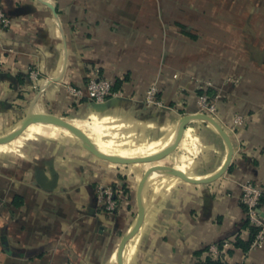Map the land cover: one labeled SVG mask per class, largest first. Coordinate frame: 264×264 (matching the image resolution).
Masks as SVG:
<instances>
[{
	"label": "crops",
	"instance_id": "crops-1",
	"mask_svg": "<svg viewBox=\"0 0 264 264\" xmlns=\"http://www.w3.org/2000/svg\"><path fill=\"white\" fill-rule=\"evenodd\" d=\"M0 9L11 19L0 27V137L28 113H51L101 152L152 155L170 145L182 116L198 113L199 81L221 94L214 118L232 142L228 168L200 183L152 173L123 264H264V246L233 244L250 237L242 183L261 188L264 211V0H0ZM31 66L41 92L27 77ZM94 73L123 95L96 107L85 93ZM152 83L162 106L143 101ZM236 114L244 122L234 128ZM227 155L222 135L199 117L163 157L126 164L95 155L57 123L32 121L0 144V264H118L141 178L158 167L210 177ZM97 183L120 187L115 213L98 208Z\"/></svg>",
	"mask_w": 264,
	"mask_h": 264
},
{
	"label": "built area",
	"instance_id": "built-area-1",
	"mask_svg": "<svg viewBox=\"0 0 264 264\" xmlns=\"http://www.w3.org/2000/svg\"><path fill=\"white\" fill-rule=\"evenodd\" d=\"M11 24L10 17L0 9V27L8 29ZM40 70L31 66L27 69V77L33 89H39L40 92L44 90L45 85L38 83ZM230 81H235L229 78ZM212 87V82L209 80L199 81L197 83V106L198 113H205L211 117H215L218 113V102L221 97L220 92H209ZM69 91L76 96H83L84 92L80 88L68 86ZM160 89L156 83L150 84L144 91L143 101L147 106H162L164 105L163 99L160 97ZM86 95L94 103H105L113 97L123 95L119 89H115L113 81L103 75L94 73L89 76L86 82ZM244 122V117L236 114L233 119V126L237 128ZM95 194L97 199L98 208L104 213H115L121 203L122 195L121 189L118 185L112 183H97L95 185ZM262 195L261 188L252 181H245L242 183V190L240 195V202L245 207L246 218L249 223L257 227V232L249 245L250 249H257L264 246V211L261 207L260 198ZM228 243L224 244L227 247ZM210 251L215 255L219 252L216 245L210 246Z\"/></svg>",
	"mask_w": 264,
	"mask_h": 264
},
{
	"label": "water",
	"instance_id": "water-1",
	"mask_svg": "<svg viewBox=\"0 0 264 264\" xmlns=\"http://www.w3.org/2000/svg\"><path fill=\"white\" fill-rule=\"evenodd\" d=\"M96 107L101 108L105 105V103H94ZM194 117H199V118H204L207 121L211 122L214 127L219 131V133L222 135V137L224 138V140L226 141L227 145H228V155L227 158L225 160V162L223 163V165L220 167V169L214 173L213 175H211L210 177H205V178H194V177H190L188 174L174 168V167H158L155 168L154 170L146 173L140 180L139 183V187H138V191H137V197H138V218L137 221L135 223V225H133V227H131L122 237L119 247H118V251H117V257H118V264H123L122 262V252H123V248L124 245L127 241V239L130 237V235L140 226V224L143 221L144 218V206L142 203V190H143V185L146 181V179L152 174V173H156L159 171H171L172 173L183 177L191 182L194 183H200V182H209L212 180L217 179L218 177H220L228 168L231 159H232V155H233V146H232V142L228 136V134L226 133V131L222 128V126L220 125V123L213 117L205 114V113H197V114H193V115H189L186 114L184 116H182L178 129H177V133H176V137L174 139V141L168 146L166 147L164 150L152 154V155H145V156H136V157H120V156H115V155H109L106 153L101 152L100 150H98L96 147H94L93 145H91L90 143H88L85 138L83 133L78 129V127H76L75 125H73L72 123L64 120L63 118L51 114V113H28L27 116H25L20 123L15 127V129L13 131H11L9 134L0 137V144L1 143H5L7 141H9L11 138H13L17 133H19L28 123L32 122V121H50L53 123H57L65 128H67L68 130H70L74 135L77 136L78 140L80 141V143L90 152L94 153L95 155L116 162V163H121V164H126V163H141V162H149V161H154L156 159H159L161 157H163L164 155H166L170 150H172L181 135V131L183 126L185 125V123H187L190 119L194 118Z\"/></svg>",
	"mask_w": 264,
	"mask_h": 264
},
{
	"label": "trees",
	"instance_id": "trees-1",
	"mask_svg": "<svg viewBox=\"0 0 264 264\" xmlns=\"http://www.w3.org/2000/svg\"><path fill=\"white\" fill-rule=\"evenodd\" d=\"M209 92L212 93V91L210 89H209ZM260 202H261V198H260ZM245 224H246V226L250 230V237L246 241H244V240H242L241 238L238 237L233 244L236 247L242 248L244 251H248L249 250V245L252 242V240H253L256 232H257V227L251 225L248 220H246ZM221 244H222V242L219 245H221ZM227 251L229 252L230 249L227 250ZM210 263H212V262H210ZM213 263H215V264H221L220 261L213 262Z\"/></svg>",
	"mask_w": 264,
	"mask_h": 264
},
{
	"label": "bare ground",
	"instance_id": "bare-ground-1",
	"mask_svg": "<svg viewBox=\"0 0 264 264\" xmlns=\"http://www.w3.org/2000/svg\"><path fill=\"white\" fill-rule=\"evenodd\" d=\"M73 134V133H72ZM74 135V134H73ZM76 138H77V136L76 135H74ZM175 137H176V133H175V135H174V133L172 134V136H171V139H170V141L167 143V145H169V144H171L173 141H174V139H175ZM174 138V139H173ZM78 139V138H77ZM173 140V141H172ZM172 141V142H171ZM103 153H105V152H103ZM106 154H109V153H106ZM109 155H112V154H109ZM115 156H118V155H115ZM120 157H125V156H120ZM190 177H194V176H192V175H190L189 173H187ZM194 178H198V177H194ZM149 182V181H148ZM148 182L146 183V185L148 184Z\"/></svg>",
	"mask_w": 264,
	"mask_h": 264
},
{
	"label": "rangeland",
	"instance_id": "rangeland-1",
	"mask_svg": "<svg viewBox=\"0 0 264 264\" xmlns=\"http://www.w3.org/2000/svg\"><path fill=\"white\" fill-rule=\"evenodd\" d=\"M229 78H230V77H229ZM234 80H235V81H234L233 83H235V82L237 83L238 79L235 78ZM134 153H136V152H134ZM134 153H133V154H134ZM130 154H131V153H130ZM137 154H138V153H137ZM131 155H132V154H131Z\"/></svg>",
	"mask_w": 264,
	"mask_h": 264
}]
</instances>
